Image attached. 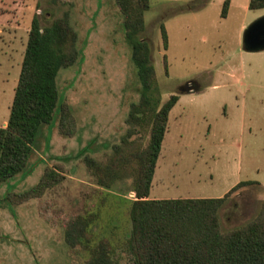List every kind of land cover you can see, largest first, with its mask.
<instances>
[{
    "label": "rangeland",
    "instance_id": "374dc122",
    "mask_svg": "<svg viewBox=\"0 0 264 264\" xmlns=\"http://www.w3.org/2000/svg\"><path fill=\"white\" fill-rule=\"evenodd\" d=\"M225 1L150 0L141 36L151 45L161 104L180 98L169 114L151 199L226 197L220 218L223 231H230L254 219L264 201V51L243 47L245 30L264 9L249 11V0H232L223 21ZM200 3L199 10L181 11ZM37 15L45 23L68 16L78 35L79 61L58 75L61 105L74 117L75 135L60 133L58 114L40 130L32 173L0 183V264H86L87 242L102 241L115 262L133 264L125 244L138 164H125L109 189L84 164L89 156L106 165L115 146L128 156L149 143L148 119L142 127L127 122L140 101V83L124 17L116 0H0V127L7 126ZM130 131L135 134L128 137ZM50 169L61 180L41 198L5 199L30 191ZM245 181L259 184L232 190ZM79 216L90 225L84 244L72 248L66 229Z\"/></svg>",
    "mask_w": 264,
    "mask_h": 264
},
{
    "label": "trees",
    "instance_id": "16d2710c",
    "mask_svg": "<svg viewBox=\"0 0 264 264\" xmlns=\"http://www.w3.org/2000/svg\"><path fill=\"white\" fill-rule=\"evenodd\" d=\"M116 4L124 17L126 39L140 83V101L132 105L127 122L142 127L148 119L149 143L128 156L123 155L120 146H115L114 156L106 165L89 156L84 164L97 177L98 184L107 189L119 178L125 164H138L133 184L135 199L129 201L132 229L125 244L133 264H264V201L250 222L223 231L220 211L226 197L150 198L169 114L180 98L172 95L161 104L151 45L141 36L146 30L145 13L150 9V0H116ZM201 7V3L185 4L181 11H196ZM228 9L229 0H226L221 17L226 18ZM249 9H264V0H250ZM160 29L167 50L169 42L164 24ZM77 38L68 16L46 23L40 15L33 19L7 126L0 127V183L32 173L37 165L30 166V159L40 130L52 126L58 114H61L60 133L68 137L75 135L74 117L61 105L58 75L61 69L79 61ZM134 134L130 131L128 137ZM60 180L54 170H47L30 191L5 199L13 204L41 198ZM258 184L240 182L232 190ZM89 225L90 219L84 216L68 222L65 238L70 247L83 243ZM90 246L87 242L90 255L86 264H119L112 259L108 241Z\"/></svg>",
    "mask_w": 264,
    "mask_h": 264
},
{
    "label": "water",
    "instance_id": "95a60500",
    "mask_svg": "<svg viewBox=\"0 0 264 264\" xmlns=\"http://www.w3.org/2000/svg\"><path fill=\"white\" fill-rule=\"evenodd\" d=\"M243 47L246 52L264 51V16L255 20L243 34ZM187 90L189 87L186 88ZM191 92L189 89L188 92Z\"/></svg>",
    "mask_w": 264,
    "mask_h": 264
},
{
    "label": "crops",
    "instance_id": "0c3cea01",
    "mask_svg": "<svg viewBox=\"0 0 264 264\" xmlns=\"http://www.w3.org/2000/svg\"><path fill=\"white\" fill-rule=\"evenodd\" d=\"M249 4H250V0H249V3H248V9L247 10H249V11H257V10H250L249 9ZM232 9H233V1L232 0H229V9H228L227 16H226V18L221 17L223 21H227L228 20V18L230 17V14H231V10ZM259 11H261V9H259ZM200 13H201V11L200 12H197L195 14H200ZM196 18H198V17H194V19H196ZM3 127H5V126H3ZM150 198H151V194H150Z\"/></svg>",
    "mask_w": 264,
    "mask_h": 264
}]
</instances>
